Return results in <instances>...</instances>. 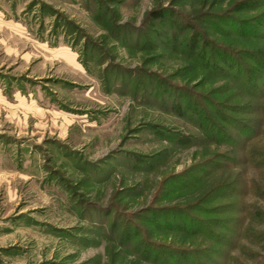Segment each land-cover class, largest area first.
<instances>
[{
	"label": "rangeland",
	"instance_id": "obj_1",
	"mask_svg": "<svg viewBox=\"0 0 264 264\" xmlns=\"http://www.w3.org/2000/svg\"><path fill=\"white\" fill-rule=\"evenodd\" d=\"M244 1L0 0V264H176L183 248L214 259L232 249L230 264H264V221H247L257 232L249 240L233 211L204 216L226 219L214 242L170 231L188 220L162 213L229 173L235 188L262 187L243 202L264 212V151L254 166L237 146L207 142L213 123L243 142L221 113L259 120L229 108L264 106L221 52L264 46L228 33L245 21L264 32L255 24L264 9L238 11ZM251 146L264 149V135ZM225 155L239 164L180 197L188 191L177 180ZM231 202L238 197L209 206Z\"/></svg>",
	"mask_w": 264,
	"mask_h": 264
},
{
	"label": "trees",
	"instance_id": "obj_2",
	"mask_svg": "<svg viewBox=\"0 0 264 264\" xmlns=\"http://www.w3.org/2000/svg\"><path fill=\"white\" fill-rule=\"evenodd\" d=\"M238 11L242 10H249V9H256V10H261L264 9V0H245L244 2H241L238 5ZM258 17V21H256L255 24L259 25H264V12H262ZM224 22L228 21H233L231 18H223ZM233 23V22H231ZM236 29H234V32H228L232 36H235L237 39H250L251 41H259V42H264V32L260 33L261 30L258 28H251L250 24L251 22H242V24L234 22L233 23ZM228 25V24H227ZM231 26V25H230ZM232 27V26H231ZM233 33V34H232ZM249 41V40H248ZM193 45H196V39L193 40ZM263 49L264 46H259L256 49L250 50L249 48L245 49H240V50H234L233 48L230 47H225L221 49L222 54H226V61L231 63V60L234 62L235 69L236 71L234 74H232V78L237 82L240 86L241 89L253 99L256 97H261L259 101H264V92L261 93V96L258 94L261 92L260 88L261 86L264 87V54H263ZM203 54H198L195 56V58H198L199 61H201ZM241 56L245 57L246 59L252 60L255 65L260 69V72L255 73L253 70L247 68L244 66V64L237 58H240ZM207 60V59H206ZM203 64V61H202ZM240 66V67H239ZM263 73V74H261ZM244 74L246 76V82L244 81ZM255 80L259 81L261 84L259 85V82H255ZM263 99V100H262ZM251 103V104H250ZM250 103H245L242 105H235L231 109L234 113H237L239 115H252L257 116L259 115V120H243L240 121L238 119H235L233 117L227 116L226 114L221 113V120L223 123L229 125V128H233L236 131H238L244 139H242L243 142H239L233 135L229 134L226 132V130L223 127H220L218 125H215L214 123L210 126L211 129H214L215 132H209L208 135V140L207 142L213 144V143H221V144H228L230 146H237L238 148L241 149V152L244 153V157L249 165H259V161L254 159L255 155H258L259 151H264L263 148H258L257 146H251L256 142V140L259 139V137L264 135V106L263 105H258L254 104V102ZM254 104V105H253ZM258 108V110H257ZM251 116V117H252ZM204 126V121L201 123ZM216 133V134H215ZM257 145V144H256ZM256 151V152H255ZM256 153V154H255ZM260 160V159H259ZM239 164L238 161L235 159H232L230 155H225L221 159V164H218L217 162H214L213 160L208 163V165L204 166L202 171H200V177H190L189 180H187V183H185V180H177L178 184L182 183L183 187L181 189L190 191H196L199 188L207 187L208 183L207 181L217 173H225L229 171L231 165L233 164ZM246 164V163H245ZM261 165V166H260ZM259 165L260 168L264 167V158L262 159V163ZM207 169V170H205ZM192 176V175H191ZM233 173H229L228 176H223L221 174V183H214L212 187L207 189V191H204V193L195 201H190L187 204H181L179 206L172 207L170 210H162L163 212L170 211L171 216L179 217V218H185L186 221L184 224L177 226V225H172L168 226L167 229L170 231H175V232H180V233H185L190 236H200L203 237L206 240H217L219 237L221 239L220 235L216 234V228H221V224L225 225L226 219L221 218V219H206L204 216H214V215H223L225 213H231L230 211H233V213L237 214L238 218H231L237 221L238 227H239V239H252V236L255 237L257 232L251 231L250 228L247 227V221L250 220L252 222H263L264 221V212L259 211L261 210L259 206L255 203L252 204L251 206L254 209H258L257 213L252 214L249 212L250 205L246 204L245 199L248 197L249 194L253 195H260L259 192L261 191L262 187L261 186H255L254 183L252 184H245V183H240V188H235L230 185L229 181L232 180ZM235 179V178H234ZM237 181V180H236ZM194 182L193 187L189 189L187 186L191 185L190 183ZM177 184V185H178ZM207 185V186H205ZM209 187V186H208ZM206 190V188H204ZM186 193L180 197L187 196ZM264 193V191H263ZM191 195V194H190ZM225 197H238L239 202L235 204L236 202H231L226 210L223 211L222 206H209L210 203H213L214 201H217L219 199L225 198ZM240 201L242 202L241 208L235 209L234 207H238ZM232 209V210H229ZM235 209V210H233ZM223 211V212H221ZM193 213H196L200 215V217L194 216ZM203 217H202V216ZM192 221V224L191 222ZM217 235V236H216ZM259 235L261 237H264V233H260ZM224 242V238L222 239ZM146 245V244H145ZM146 247V246H144ZM237 248V246H236ZM235 249V248H234ZM232 251V249H229ZM223 255L221 251H219V255L221 254V257H226L225 264H230L232 259L231 254ZM178 254V260L176 264H190L191 260L193 264H204L203 262L200 263L199 259L207 258V261H209L212 264H216L219 260H221V257L219 256L218 258L214 259L207 256L208 253L204 251H201V254L196 252L193 248H183L179 249L177 252ZM198 254V255H197ZM223 255V256H222ZM199 257V258H198ZM197 258V259H196ZM214 259V260H213ZM219 259V260H218ZM224 264V263H223Z\"/></svg>",
	"mask_w": 264,
	"mask_h": 264
}]
</instances>
